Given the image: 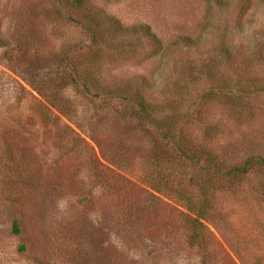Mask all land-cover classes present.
<instances>
[{
  "label": "rangeland",
  "instance_id": "374dc122",
  "mask_svg": "<svg viewBox=\"0 0 264 264\" xmlns=\"http://www.w3.org/2000/svg\"><path fill=\"white\" fill-rule=\"evenodd\" d=\"M70 1L0 0V264H264V168L212 179L194 238L183 207L148 203L136 107L94 97L124 86L183 145L264 157V0H86L94 41Z\"/></svg>",
  "mask_w": 264,
  "mask_h": 264
},
{
  "label": "trees",
  "instance_id": "16d2710c",
  "mask_svg": "<svg viewBox=\"0 0 264 264\" xmlns=\"http://www.w3.org/2000/svg\"><path fill=\"white\" fill-rule=\"evenodd\" d=\"M64 1V0H62ZM86 0H71L70 6L78 13L81 14V21L77 23L86 31L90 41H94L98 34L99 20L95 15L89 14L87 11L83 12ZM247 2L249 0H246ZM94 15V16H93ZM95 26V28H94ZM121 30V26H117ZM125 29V28H124ZM125 32V30H122ZM144 36L147 38L150 35L147 28L143 30ZM77 83L78 80H71ZM82 90L90 93V88L95 85H87L85 82L80 81ZM90 87V88H89ZM42 97L45 102L39 103L43 111V117H48L52 110H57L58 106L54 104L46 94H41L38 89L34 90ZM125 92H128L124 94ZM208 93L214 94L213 90ZM228 93V92H227ZM225 94L224 97L229 99V95ZM107 97L109 99H118L123 103H130L136 107L139 125L145 124V128L150 138L149 147L146 149V172L144 176V183L148 189L147 200L152 204L157 196H161L183 207L190 216H185L187 223L188 233L197 238L199 230L202 227V221L208 215L210 210L209 200L207 198V190L210 188L212 179L219 183V187L227 185L229 187L237 186L240 181L253 169L264 168V157L251 156L246 159L242 164L229 165L218 158L217 155L205 149L203 146H189L183 145V142L175 139L171 124H165L162 119L154 117L153 107L148 104L137 92L129 91L122 87H106L101 89V92H94V97L98 98ZM145 121V122H144ZM102 157L107 158L102 155ZM212 172V174H210ZM199 176L207 177L205 183L208 186L204 189L201 188L197 182ZM217 186V187H218ZM215 187V186H214ZM192 216V217H191ZM11 232L14 235H19L20 229L16 220L12 221ZM190 237L188 238V240ZM21 249H23L21 247Z\"/></svg>",
  "mask_w": 264,
  "mask_h": 264
}]
</instances>
